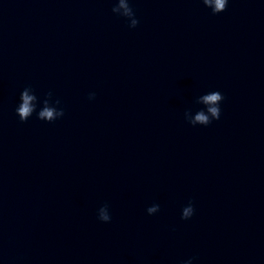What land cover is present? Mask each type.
Returning <instances> with one entry per match:
<instances>
[{
    "label": "water",
    "instance_id": "water-1",
    "mask_svg": "<svg viewBox=\"0 0 264 264\" xmlns=\"http://www.w3.org/2000/svg\"><path fill=\"white\" fill-rule=\"evenodd\" d=\"M117 2L0 0V264H264V0Z\"/></svg>",
    "mask_w": 264,
    "mask_h": 264
},
{
    "label": "clouds",
    "instance_id": "clouds-1",
    "mask_svg": "<svg viewBox=\"0 0 264 264\" xmlns=\"http://www.w3.org/2000/svg\"><path fill=\"white\" fill-rule=\"evenodd\" d=\"M203 5L210 9L213 15H218L226 11L229 0H201ZM113 14L118 17L125 18L129 23L128 27L135 29L139 20L136 18L133 8L130 6L129 0H118L115 7L112 8ZM89 100L95 99V93L89 94ZM224 100L223 95L219 91L209 92L200 97V102L207 106L206 111L201 110L196 113L193 119H188V114L185 113L186 121L193 127L209 126L213 121H218L221 116L220 104ZM37 96L35 95L31 87H26L20 95V103L16 108V114L21 122H26L37 108ZM60 101L56 100L52 102V94L49 93L48 97L43 101L42 109L37 113V118L41 121L48 123L54 122L64 116V111L59 108ZM159 211V205L154 204L147 209L149 215L157 213ZM194 215V207L192 202L182 209V220H189ZM98 219L101 222L108 223L111 219L108 211V205L105 204L98 211ZM186 264H192L191 260H188Z\"/></svg>",
    "mask_w": 264,
    "mask_h": 264
}]
</instances>
